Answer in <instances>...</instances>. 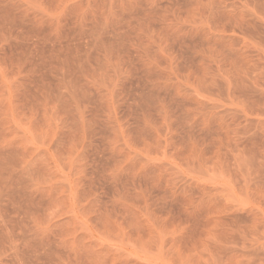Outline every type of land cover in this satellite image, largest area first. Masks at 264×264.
<instances>
[{
    "label": "rangeland",
    "instance_id": "374dc122",
    "mask_svg": "<svg viewBox=\"0 0 264 264\" xmlns=\"http://www.w3.org/2000/svg\"><path fill=\"white\" fill-rule=\"evenodd\" d=\"M0 264H264V0H0Z\"/></svg>",
    "mask_w": 264,
    "mask_h": 264
}]
</instances>
